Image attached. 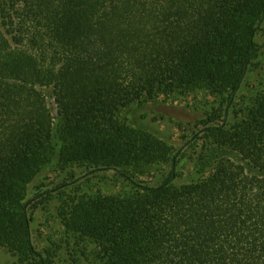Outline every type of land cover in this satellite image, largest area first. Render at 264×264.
<instances>
[{"label": "trees", "instance_id": "obj_1", "mask_svg": "<svg viewBox=\"0 0 264 264\" xmlns=\"http://www.w3.org/2000/svg\"><path fill=\"white\" fill-rule=\"evenodd\" d=\"M263 16L264 0H0V245L55 264L33 242L26 197L58 154L132 185L60 215L93 264H264V85L237 108ZM195 89L225 105L203 129L197 176L182 178L179 152L156 184L126 173L164 146L116 112Z\"/></svg>", "mask_w": 264, "mask_h": 264}, {"label": "rangeland", "instance_id": "obj_2", "mask_svg": "<svg viewBox=\"0 0 264 264\" xmlns=\"http://www.w3.org/2000/svg\"><path fill=\"white\" fill-rule=\"evenodd\" d=\"M256 41L260 45V55L240 91L238 110L264 85V16ZM51 102L53 104V100ZM224 106L221 97L195 89L183 95L161 93L152 99L137 100L122 107L115 114L119 121L149 134L164 146L162 153L146 154L152 156V163L129 166L124 171L131 175L133 172L136 179L156 184L161 174L168 170L167 160L179 152L182 178L187 180L197 176L196 161L209 146L203 129L222 122ZM90 170L84 162L65 163L58 154H54L28 185L26 199H30L27 208L32 218L33 242L41 251L55 253V264H93V244L80 241L77 236L66 232L60 221V215L73 203L72 199L82 195L132 191V185L115 170ZM0 264L22 263L14 250L0 245Z\"/></svg>", "mask_w": 264, "mask_h": 264}]
</instances>
